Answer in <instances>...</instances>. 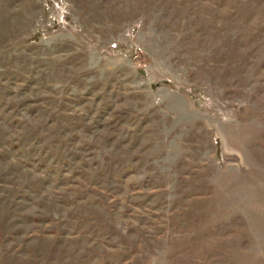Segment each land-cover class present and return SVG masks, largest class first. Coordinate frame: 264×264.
I'll return each mask as SVG.
<instances>
[{
	"label": "rangeland",
	"instance_id": "obj_1",
	"mask_svg": "<svg viewBox=\"0 0 264 264\" xmlns=\"http://www.w3.org/2000/svg\"><path fill=\"white\" fill-rule=\"evenodd\" d=\"M0 264H264V0H0Z\"/></svg>",
	"mask_w": 264,
	"mask_h": 264
}]
</instances>
